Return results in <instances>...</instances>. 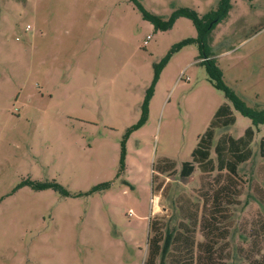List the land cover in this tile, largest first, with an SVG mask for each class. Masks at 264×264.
<instances>
[{
  "label": "rangeland",
  "instance_id": "1",
  "mask_svg": "<svg viewBox=\"0 0 264 264\" xmlns=\"http://www.w3.org/2000/svg\"><path fill=\"white\" fill-rule=\"evenodd\" d=\"M136 1L165 18L181 7L202 16L218 0ZM229 5L206 47L223 83L246 106L263 108L264 0ZM194 38L182 17L154 31L128 0H0V264H143L149 222L162 247L154 264H169L180 195L198 199L192 264L224 257L223 264H261L263 126L235 176L155 171L163 159L189 161L214 111L228 104L209 84L195 44L171 53L160 70L119 168L123 134L140 119L152 65ZM232 114L234 123L214 140L250 126ZM25 181L53 182L68 195Z\"/></svg>",
  "mask_w": 264,
  "mask_h": 264
},
{
  "label": "trees",
  "instance_id": "2",
  "mask_svg": "<svg viewBox=\"0 0 264 264\" xmlns=\"http://www.w3.org/2000/svg\"><path fill=\"white\" fill-rule=\"evenodd\" d=\"M132 3L134 9L140 14L142 20L148 22L154 31H166L171 28L172 24L177 18L188 19L194 30V39H184L172 46L170 51L162 57L158 63L152 65V79L149 86L146 88L143 100L139 106L141 116L138 122L130 128H127L123 134V140L120 145L119 168L122 166L123 159V142L128 135L138 129L145 121L146 108L148 101L152 94L153 86L158 78V74L164 64L169 59L171 53L176 52L181 47L195 44L198 51L199 65L203 66L209 84L218 92L228 104H221L214 111L207 127L203 133L197 138L194 148L189 154V161H184L176 166L174 161L163 159L155 165V171L160 174H176L180 179L188 178L194 170H197L200 175H209L214 173L225 172L230 176H235L237 168L244 163L251 156L250 144L254 129L264 127V107H248L240 100L235 93L227 87L223 81L220 70L217 68L214 60L210 57L206 41L210 30L216 23L223 20L230 8L229 0H218L215 7L202 16L190 8H177L165 17L161 18L157 15L145 11L136 0H128ZM232 111L237 112L240 116L246 118L250 122V126L243 129L242 134L233 138L227 134H220L214 140V132L217 129L231 126L234 123V116ZM258 155L264 157V137L258 142ZM23 184L30 185L33 190L52 189L62 196L68 194L58 185L53 182L50 183H32L29 181ZM193 199V200H192ZM189 198L188 196H178V214L179 222L174 233H172L167 240V248L169 254L174 253L175 257H171L169 264H192L193 249L191 242L194 239L196 230V213L198 206L197 198ZM262 221L261 223H263ZM218 224H214L217 227ZM150 238L146 242L147 256L143 264H154V257L159 250L162 253V247H159L160 232L156 225L149 222ZM220 230H217V233ZM197 235L199 239L200 236ZM256 237V235H252ZM223 250V248H222ZM263 258V259H262ZM167 259V258H166ZM226 258L220 259V264H223ZM261 264H264V255L260 259Z\"/></svg>",
  "mask_w": 264,
  "mask_h": 264
}]
</instances>
